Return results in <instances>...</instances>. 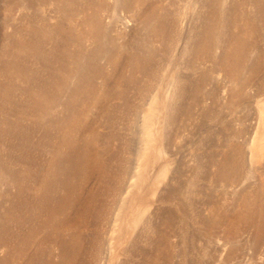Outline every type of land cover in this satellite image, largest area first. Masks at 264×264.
<instances>
[{
	"label": "rangeland",
	"instance_id": "rangeland-1",
	"mask_svg": "<svg viewBox=\"0 0 264 264\" xmlns=\"http://www.w3.org/2000/svg\"><path fill=\"white\" fill-rule=\"evenodd\" d=\"M87 1L0 0V262L264 264V0Z\"/></svg>",
	"mask_w": 264,
	"mask_h": 264
},
{
	"label": "bare ground",
	"instance_id": "bare-ground-1",
	"mask_svg": "<svg viewBox=\"0 0 264 264\" xmlns=\"http://www.w3.org/2000/svg\"><path fill=\"white\" fill-rule=\"evenodd\" d=\"M92 3V0H89V1H87V3ZM90 3V4H91ZM53 7V6H52ZM23 8V7H22ZM21 8V9H22ZM75 19V18H74ZM57 20H58V18H57ZM216 20V19H215ZM220 20V19H219ZM217 21V20H216ZM71 22V21H70ZM219 22V21H218ZM92 23H93V25H94V27H95V33L96 34H98L99 33V29H97L96 27H98L99 26V24L101 23V21H100V19H97V17H95L93 20H92ZM211 23V22H210ZM214 24V23H213ZM216 26H217V24H216ZM210 27V26H209ZM212 27V26H211ZM210 27V28H211ZM213 27L214 28H216L214 25H213ZM82 31V30H81ZM209 31V30H208ZM213 34V33H212ZM208 37V36H207ZM215 37V36H214ZM214 37H213V39H214ZM209 38V37H208ZM218 38V37H217ZM202 40V39H201ZM212 40V39H211ZM232 40V39H231ZM233 41H235V40H233ZM237 42H238V40H237ZM236 44V43H235ZM236 46V45H235ZM235 48V47H234ZM232 49V48H231ZM233 50H235V49H233ZM231 52V51H230ZM234 52V51H233ZM238 52H239V50H238ZM242 52V51H241ZM240 52V53H241ZM243 53V52H242ZM105 55V54H104ZM239 55V54H238ZM231 60V59H230ZM223 69V68H222ZM228 73V72H227ZM226 73V74H227ZM229 74H230V72H229ZM153 100L155 101V99L153 98ZM157 100V99H156ZM154 101H152V100H150V104H149V112H147V113H145L144 115H142L141 116V118H140V128L139 129H141L140 131H141V137L140 138H142L141 139V141H140V146H139V152H138V160H139V162L136 164V166H135V168H134V173L136 174L137 173V171L139 172V170H140V168L142 167V163H141V159H143L144 158V156L146 155V153L148 152V150H149V140H150V133H151V129L153 128L152 127V124H151V122H152V120H153V114H154V112H152V110L154 111V108H156L157 107V105H156V103L154 102ZM155 103V104H154ZM150 105H151V107H150ZM261 131V130H260ZM264 131V130H263ZM263 133V132H262ZM152 134V133H151ZM261 134V133H260ZM256 135V134H255ZM262 135H264V133L262 134ZM153 136V135H152ZM259 136V135H258ZM255 137H253V139H254ZM70 142V141H69ZM253 141H252V143L250 144V148H252V146H253ZM263 145H261V147H262ZM264 147V146H263ZM262 147V148H263ZM264 149V148H263ZM253 149H251V151H252ZM259 150V149H258ZM92 152V151H91ZM21 153H23V152H21ZM91 155V154H90ZM251 155V154H250ZM94 161V160H93ZM77 166V169H79L80 168V164H78V165H76ZM75 166V167H76ZM144 166V165H143ZM87 167V166H86ZM90 169V168H89ZM140 173V172H139ZM143 173V172H142ZM138 174V173H137ZM7 175V174H6ZM142 175V174H141ZM85 177V176H84ZM142 177H143V175H142ZM6 179H7V181L8 182H10V177L9 176H6ZM6 182V181H5ZM12 184V183H11ZM134 185H135V187L137 186V181L135 182V183H133ZM131 185H132V183H131ZM63 192V191H62ZM70 194H66V196L64 197V201L66 202V203H69L70 202ZM82 197V196H81ZM129 203V199L126 197L125 198V200L123 201V204H128ZM13 205V204H12ZM12 205H10L7 209H6V211H5V215L10 219V216H11V214L13 213H11V210H12ZM141 214H142V212H141ZM140 215V214H139ZM141 216V215H140ZM117 219L118 220H121L122 219V215H120V213H117ZM136 222L138 223V220L136 219ZM135 222V223H136ZM136 223V224H137ZM136 224H134V227H135V225ZM9 225V224H8ZM118 226H120L119 224L118 225H116V230L118 229L117 227ZM4 235H5V233H3ZM5 246V245H4ZM110 246H112V242H110ZM6 249H8V245H6V247H5ZM2 249H4V248H2ZM4 251H6V250H4ZM7 259V258H6ZM6 259H4V260H2L1 262H0V264H9V262L11 261V260H6Z\"/></svg>",
	"mask_w": 264,
	"mask_h": 264
}]
</instances>
